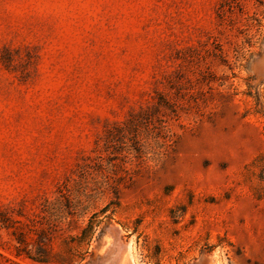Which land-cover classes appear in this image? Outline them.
I'll use <instances>...</instances> for the list:
<instances>
[{
    "label": "rangeland",
    "instance_id": "rangeland-1",
    "mask_svg": "<svg viewBox=\"0 0 264 264\" xmlns=\"http://www.w3.org/2000/svg\"><path fill=\"white\" fill-rule=\"evenodd\" d=\"M0 264H264V0H0Z\"/></svg>",
    "mask_w": 264,
    "mask_h": 264
}]
</instances>
